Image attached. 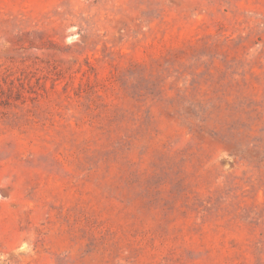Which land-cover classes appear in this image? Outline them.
Listing matches in <instances>:
<instances>
[{
    "label": "rangeland",
    "instance_id": "1",
    "mask_svg": "<svg viewBox=\"0 0 264 264\" xmlns=\"http://www.w3.org/2000/svg\"><path fill=\"white\" fill-rule=\"evenodd\" d=\"M0 264H264V0H0Z\"/></svg>",
    "mask_w": 264,
    "mask_h": 264
}]
</instances>
